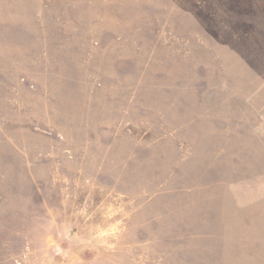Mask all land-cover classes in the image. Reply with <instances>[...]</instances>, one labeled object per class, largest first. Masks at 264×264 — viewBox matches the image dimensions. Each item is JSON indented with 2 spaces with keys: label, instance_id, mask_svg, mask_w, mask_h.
<instances>
[{
  "label": "rangeland",
  "instance_id": "rangeland-1",
  "mask_svg": "<svg viewBox=\"0 0 264 264\" xmlns=\"http://www.w3.org/2000/svg\"><path fill=\"white\" fill-rule=\"evenodd\" d=\"M0 264H264V0H0Z\"/></svg>",
  "mask_w": 264,
  "mask_h": 264
}]
</instances>
